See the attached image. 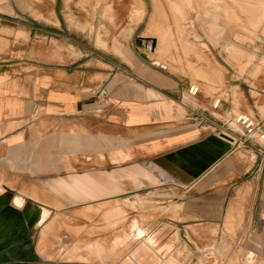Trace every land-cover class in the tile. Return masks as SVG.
I'll return each mask as SVG.
<instances>
[{"label": "rangeland", "instance_id": "rangeland-1", "mask_svg": "<svg viewBox=\"0 0 264 264\" xmlns=\"http://www.w3.org/2000/svg\"><path fill=\"white\" fill-rule=\"evenodd\" d=\"M224 1L234 10L229 12V14L234 12L233 15L228 14L230 18L226 16L225 11L215 13L214 9L207 5L210 0H138V2L136 0H120V2L119 0L115 2L69 0L68 3L64 0L63 20L69 28L71 39L78 45L76 47L70 45L68 48L67 55L70 62L86 55L90 50H96L101 56H107L117 62L125 61L132 64L131 58L140 60L182 83L187 91L185 101L194 104L197 108L193 115L188 114L189 120L199 127H206L211 122L221 125L223 128H216L212 124L214 127L210 128L208 133L221 132L218 136H226L232 145L237 141L232 157L248 164V172L242 181L249 188L239 194L241 197L247 193L243 201L230 213L228 217L230 223L214 228L182 225L180 222H184L185 219L182 217V207L177 203L184 198V195L173 184L157 188V184H162L163 181L143 168L142 162L134 165L133 168L140 167L133 171L122 173L113 171L101 175L99 170L103 172L110 168L106 160L91 158V161H88L84 156L80 157L81 162H74L70 157L74 171H86L72 172L65 177L59 176L62 180L57 185L60 190L52 191L44 185V182L46 178L55 177L57 174L37 176L29 170L32 168L39 170L38 167L45 156L37 157L30 168L27 158H23L18 151H11L10 153L14 155L8 156L6 160L12 161V166L3 163L7 164L6 168L0 167L3 169L0 172H7L3 177L0 176V191L25 204L34 205L32 207L43 214L34 235L35 249L38 251L35 256L38 260L37 264H127L126 261L131 256L135 257L137 264L161 262L209 264L210 259L213 260L211 264H264L263 260L249 253L238 239L242 231L250 227L246 221L253 216L260 204H264V143L258 139L246 141L242 128L236 124V119L247 112L235 111L233 103L235 99L243 98L242 100L251 107L252 117L264 124V113L263 111L261 113L257 104L258 100L264 99V82L260 81L264 73V0H234L236 3L233 0ZM248 1H250V10L244 7ZM106 6L111 7L112 10L105 9ZM136 8L142 13L136 15ZM114 12L117 14L114 15ZM114 18L119 19L117 25H114L116 21ZM155 22L156 25L153 24ZM55 23L58 24L57 21ZM139 38L144 39L142 45L139 44ZM153 38L158 41L155 52L145 46L146 42ZM99 40L104 42L99 44ZM228 46L238 48L239 53L231 55L226 50ZM80 50L84 51L83 54ZM115 57L117 59H114ZM228 58L231 60L229 61ZM242 65L245 67H241ZM196 71L200 72V75ZM259 72L261 75H258ZM191 86L199 88L196 97L189 94ZM218 99L222 101L221 107L213 110L212 106ZM208 104L210 108L207 107ZM199 112L207 114V117L201 116ZM236 128L241 129L242 132L237 131ZM43 133L47 132L37 134ZM35 134L36 131L33 129L31 136ZM79 147L76 136L69 135L65 144L68 153H78ZM28 152L29 149L26 153L30 156ZM6 153L3 147L0 150V159L5 158ZM253 158H255L254 163L251 162ZM65 167L61 175H65ZM73 167L68 163L67 169ZM56 169L60 172L58 167ZM87 169L90 171L87 172ZM160 174L163 179L169 180L167 174L162 171ZM14 176L17 177L16 182L14 179L11 180ZM146 182L154 187L151 188ZM28 187H31V191ZM35 202L39 206H36ZM73 205L79 207H72ZM119 209L124 212L122 218L116 216ZM56 215L61 218L59 225L62 226L58 225L57 230L58 227L62 230L58 232L61 241L66 242L65 248L67 244L73 246L80 242L86 244L81 247L84 250L89 246H97L100 242L105 246L109 243L107 252L105 251L107 254L99 260L87 254L91 251H86L83 253L85 258H89L86 261H70L65 255L60 254V241L54 245V251H57L53 256L54 259H50L46 252L48 248L40 247V239L43 229L54 220ZM121 219L122 224L119 223ZM114 221H117L118 225ZM132 222H138L140 224L138 228L146 229L145 240L133 242L129 247L112 248L114 237L121 236L122 233V236H132ZM110 224L112 231H108L111 230ZM147 239H153L155 244L149 246Z\"/></svg>", "mask_w": 264, "mask_h": 264}, {"label": "crops", "instance_id": "crops-1", "mask_svg": "<svg viewBox=\"0 0 264 264\" xmlns=\"http://www.w3.org/2000/svg\"><path fill=\"white\" fill-rule=\"evenodd\" d=\"M0 4V150L7 151L1 160L16 150L31 168L37 157L45 156L53 168L29 170L37 176L57 174L46 179V186L59 176L86 171H74L70 157L74 162L84 156L106 160L110 168L99 170L101 175L128 172L142 162L163 181L157 188L173 184L184 195L177 203L182 225L214 228L230 223V213L247 194L239 196L249 188L242 181L249 166L232 157L237 141L232 145L226 136H218L221 132L208 133L223 126L211 122L199 127L187 118L197 108L185 101L181 82L140 60L117 62L96 50L70 62L68 48L78 45L63 20L64 0ZM71 134L80 146L76 154L65 148ZM68 163L73 168L67 169ZM246 224L250 227L239 242L264 261L263 203ZM126 262L137 264L134 256Z\"/></svg>", "mask_w": 264, "mask_h": 264}, {"label": "bare ground", "instance_id": "bare-ground-1", "mask_svg": "<svg viewBox=\"0 0 264 264\" xmlns=\"http://www.w3.org/2000/svg\"><path fill=\"white\" fill-rule=\"evenodd\" d=\"M55 1V0H54ZM66 3L69 2V0H65ZM115 2V0H113ZM123 1V0H122ZM138 2V0H136ZM140 1V0H139ZM234 1V0H233ZM247 1V0H246ZM101 2V1H100ZM110 2V1H109ZM113 2V3H114ZM118 2V1H117ZM120 2V0H119ZM135 2V1H134ZM157 2V1H156ZM235 2V1H234ZM207 3V2H206ZM236 3V2H235ZM240 3V1H239ZM34 4V3H33ZM109 4V3H108ZM118 6H119V3H117ZM155 4V3H154ZM241 4V3H240ZM239 4V5H240ZM243 4V3H242ZM252 4V3H251ZM1 5V4H0ZM3 5V4H2ZM111 5V4H110ZM206 5V4H205ZM208 6H210L212 9H214L215 13L216 11L217 12H221V11H225L227 14L226 16L229 14V12L233 9H231V5H228L225 3L224 0H210L209 4H207ZM250 1L246 2L244 4V7H246L247 9L250 10ZM254 6V4H252ZM68 6V5H67ZM133 5H131L132 7ZM162 6V5H161ZM234 6V5H233ZM243 6V5H242ZM97 7V5H96ZM114 7V6H113ZM117 7V6H116ZM120 7V6H119ZM125 7V6H124ZM142 7V6H141ZM163 7V6H162ZM207 7V6H206ZM110 9L111 7H107L105 9ZM120 8H123V7H120ZM135 8V7H134ZM86 9V8H85ZM137 9V8H136ZM136 9H133V10H136ZM139 9H142V8H139ZM88 10V9H87ZM95 10V9H94ZM112 9H110L111 11ZM118 10V9H116ZM3 11V10H2ZM85 11V10H84ZM119 11V10H118ZM117 11V12H118ZM124 11V9H123ZM141 10L138 11V9L135 11V14L136 15H139ZM143 11V9H142ZM234 11V10H233ZM231 12L230 14L233 15L234 12ZM117 12L114 14L116 15ZM129 12V10H128ZM209 12V10L207 11V13ZM41 12H39L40 14ZM52 13V12H51ZM90 13V12H89ZM109 13V12H108ZM118 13H121V12H118ZM132 13V12H131ZM263 13H264V10H263ZM42 14V13H41ZM45 14V13H44ZM106 14V12H105ZM113 14V13H112ZM125 14V12H124ZM156 14V13H155ZM229 14V15H230ZM46 15V14H45ZM88 15V14H87ZM122 15V14H121ZM228 15V17H229ZM41 16V15H39ZM43 16V15H42ZM108 17L110 15H107ZM130 16V15H128ZM143 16H144V13H143ZM155 16V15H154ZM45 17V16H44ZM105 17V15H104ZM107 17V19H109ZM113 17V15H112ZM89 18V17H88ZM118 18V17H117ZM128 18V17H126ZM141 18V17H140ZM230 18V17H229ZM47 19V18H46ZM71 19V18H70ZM115 19V18H114ZM129 19V18H128ZM143 19V17H142ZM141 19V20H142ZM112 20V19H111ZM116 21H114V25H117L116 23H118L117 20L119 19H115ZM55 21V19H54ZM122 21V20H121ZM124 21V20H123ZM133 21V20H132ZM73 23V19L71 21ZM104 22V21H103ZM129 22V21H128ZM139 22V21H137ZM136 22V23H137ZM87 23V22H86ZM90 23V22H89ZM113 23V22H112ZM134 23V22H133ZM121 24V23H120ZM156 25V22L153 23ZM160 24V23H159ZM88 25V24H87ZM139 25V24H138ZM122 26V25H121ZM160 26V25H158ZM117 27V26H116ZM120 27V26H119ZM124 27V25H123ZM125 28V27H124ZM158 29V28H157ZM126 30V28L124 29ZM242 30V29H241ZM249 31V30H248ZM159 32V31H157ZM156 32V33H157ZM252 32V31H251ZM150 33V32H149ZM155 33V32H154ZM160 33V32H159ZM167 34V33H166ZM253 34V33H252ZM161 35V34H160ZM168 35V34H167ZM248 35V34H247ZM170 38V37H169ZM149 39V38H148ZM154 39V38H153ZM160 40V39H159ZM239 41V40H238ZM104 42V41H103ZM101 40L98 41L99 44H102L103 43ZM158 42V41H157ZM168 43V42H167ZM252 43V42H251ZM184 44V43H183ZM188 44V43H186ZM185 44V45H186ZM170 45V44H169ZM190 45V44H188ZM147 46H148V49H150V46H151V41H149L147 43ZM232 46V45H231ZM171 47V46H170ZM169 47V48H170ZM234 47V46H233ZM236 47V46H235ZM164 48V47H163ZM167 48V47H166ZM188 48V46H187ZM193 48V47H192ZM168 49V48H167ZM184 49V48H183ZM238 48L234 49V48H231L230 46L227 47V51L231 54V55H236L237 53H239V51L237 50ZM188 50V49H187ZM156 51V50H155ZM245 51V50H244ZM203 52V51H202ZM227 52V53H228ZM188 54V53H187ZM193 54V53H192ZM229 54V55H230ZM150 57V56H149ZM203 57V56H202ZM206 57V56H205ZM173 58V57H172ZM208 59V58H206ZM227 59V58H226ZM229 60V58H228ZM231 60V59H230ZM229 60V61H230ZM249 64V63H248ZM243 67V65L241 66ZM245 67V66H244ZM243 67V68H244ZM214 68V67H213ZM217 68V67H216ZM200 71V70H198ZM196 71V73L198 75H200V72ZM209 73V72H208ZM260 74V72L258 73V75ZM202 75V74H201ZM261 75V74H260ZM264 73L262 74V80L260 81H263L264 82ZM199 77V76H198ZM258 77V76H257ZM260 77V76H259ZM253 81V80H252ZM262 82V83H263ZM254 83V82H252ZM205 85V84H204ZM255 85H256V82H255ZM254 85V86H255ZM260 85V84H259ZM206 86V85H205ZM253 86V85H252ZM132 88V87H131ZM136 88V87H135ZM130 90V89H129ZM131 91V90H130ZM228 95V94H227ZM152 96V95H151ZM221 97V96H220ZM224 97V96H223ZM231 97V96H230ZM237 97V96H236ZM234 97V98H236ZM242 97V95H241ZM233 98V99H234ZM239 98H240V95H239ZM238 98V99H239ZM245 98V97H244ZM261 97H259L260 99ZM263 98V97H262ZM243 99V98H242ZM241 98L240 100H237L235 99L233 102L234 105H235V108L236 109L235 111L237 110H245L247 113L246 114H250L252 116L253 112L251 110V107L247 104V102L245 103V101H243ZM259 102V103H258ZM257 104H258V107L262 113H264V99L261 101L258 100ZM244 107V108H243ZM243 108V109H241ZM233 109V111H234ZM241 112V111H240ZM239 113V111H238ZM237 114V113H236ZM263 116V115H262ZM232 117V116H231ZM234 125V124H233ZM235 126V125H234ZM203 130V129H202ZM237 131H241V129L239 128H236ZM242 132V131H241ZM123 136V135H122ZM10 149H12L11 146H9ZM12 152H14L13 150H10ZM16 151V150H15ZM14 154L13 153H10L9 154V157H12ZM130 155V154H129ZM114 156V154H113ZM100 157V156H99ZM102 158H104L103 155H101ZM1 158V157H0ZM101 158V159H102ZM88 160V158H87ZM90 160V159H89ZM48 161V160H47ZM0 167H5V165L7 164H3V163H8L10 166H12V161L10 162L9 160H1L0 159ZM106 162V161H104ZM117 162V161H116ZM118 163V162H117ZM4 165V166H3ZM141 165V164H140ZM55 166V165H54ZM53 163L52 164H49V162H46L45 161V157L43 158V160L41 161L40 163V166L38 167V169L40 170H44V169H47L49 167L53 168ZM121 166V165H120ZM127 167V166H126ZM140 166L136 167V168H139ZM6 168V167H5ZM8 168V167H7ZM11 168V167H10ZM116 168V167H114ZM136 168H133V169H129V171H133L134 169ZM118 169V168H117ZM0 170H3V169H0ZM6 171V170H4ZM7 173V172H6ZM5 172L1 171L0 172V176L3 177V175L6 174ZM20 177V176H19ZM17 180V177L15 178H12L11 180ZM47 179V178H46ZM21 180V179H19ZM22 180H25V179H22ZM51 181V180H50ZM27 182V181H26ZM29 182V181H28ZM60 182H62V180L57 177L56 179H54L53 181H51V183H48L46 182L47 186H49V188L52 190V191H55L56 189L57 190H60V188H58V184H60ZM14 183V181L12 182ZM31 183V182H30ZM107 183V182H106ZM17 184V183H16ZM19 184V183H18ZM22 184V183H21ZM33 183H31L32 185ZM29 186V185H28ZM33 186V185H32ZM29 188V187H28ZM31 188V187H30ZM29 188V189H30ZM28 189V190H29ZM41 189H42V186H41ZM27 190V191H28ZM35 190H37L35 188ZM56 190V191H57ZM21 191V190H20ZM31 191V189H30ZM44 191V190H42ZM50 194V192H49ZM48 194V195H49ZM53 194V193H52ZM54 195V194H53ZM126 198V197H125ZM125 198H123V200L125 201ZM50 200V199H49ZM87 206V205H85ZM59 207V206H57ZM62 208V206H60ZM59 207V208H60ZM72 207H79V206H76V205H73ZM89 207V206H88ZM91 208L93 206H90ZM62 213V212H61ZM60 213V214H61ZM123 211H121L120 209L118 210V213H117V217L119 218H122L123 217ZM42 217H43V214L38 212V210L35 208V207H32L28 204H23L21 202L18 201L17 198L15 197H10L9 195H7L5 192H3L2 190L0 191V264H37L38 263V260L37 258L35 257V253H38L37 249H35V241H34V235H35V232L37 231V228H38V225L39 223L41 222L42 220ZM61 218L58 217V215H56V217H54V220L49 223L42 231V234H41V239H40V247L43 248V249H47L46 252L49 254L48 256L50 257V259L53 258V256L56 254L57 251H54V245L55 243H59L61 241L60 239V230H59V227L62 226V225H59L60 223V220ZM118 220V219H116ZM62 222V220H61ZM115 223L117 221H114ZM113 222V224H115ZM125 222V221H124ZM123 222V223H124ZM122 224V219L120 220V222ZM62 224V223H61ZM117 224V223H116ZM59 225L58 227V230H57V226ZM118 225V224H117ZM138 225H140L138 222H132V225H131V235L132 236H129V235H122L121 236H117V237H114L115 239H113L112 243H111V246L112 248H118L120 246H127L129 247L131 244H133V242H137V241H143L145 240L146 238V229L144 228H138ZM65 227V225H64ZM113 227H116L113 225ZM112 227V228H113ZM117 228V227H116ZM120 228V227H119ZM110 229H111V224H110ZM62 231V230H61ZM108 231H112L111 230H108ZM59 233V234H58ZM62 233V232H61ZM121 233V232H120ZM126 233V231H125ZM115 235V234H114ZM76 236V235H74ZM77 237V236H76ZM60 239V240H59ZM112 239V238H111ZM131 240L130 242L128 240ZM147 244L149 242V246H153L155 244L154 240L153 239H147ZM78 241H81L78 239ZM83 241V240H82ZM128 241V242H127ZM104 242V241H103ZM109 242V241H108ZM111 242V241H110ZM126 242V243H125ZM140 242V243H141ZM146 244V242H144ZM66 242H64V240H62L60 242V254L62 255H65V257H67V260H70V261H86V259H89L88 257L85 258L83 256V253L84 252H88V251H91L90 253L88 252L87 254L92 256V257H96V258H99V260H101V258H103L104 254H107L105 253V251L107 252V246L109 245V243H107L108 245L105 246L102 242H100L97 246L94 245V246H89L87 247L85 250L81 247L83 245H86L84 242H80L78 244H74L73 246L72 245H69L67 244V248H65ZM68 248H70L68 250ZM153 248V247H152ZM43 251V250H42ZM110 251V250H109ZM212 252V251H210ZM214 255V254H213ZM212 255V256H213ZM206 256V255H205ZM214 257V256H213ZM54 259V258H53ZM109 259H110V256H109ZM220 260V259H219ZM206 262V261H205ZM209 264L213 263V260L210 259L208 261ZM215 264V263H214Z\"/></svg>", "mask_w": 264, "mask_h": 264}, {"label": "built area", "instance_id": "built-area-1", "mask_svg": "<svg viewBox=\"0 0 264 264\" xmlns=\"http://www.w3.org/2000/svg\"><path fill=\"white\" fill-rule=\"evenodd\" d=\"M189 94L192 97H196L199 94V88L196 86H191ZM221 104L222 101L220 99L216 100L212 106V109L218 110L221 107ZM236 124L242 128L244 138L247 142L258 139L261 143H264V124L262 122L257 121L250 115L242 114L237 117Z\"/></svg>", "mask_w": 264, "mask_h": 264}, {"label": "water", "instance_id": "water-1", "mask_svg": "<svg viewBox=\"0 0 264 264\" xmlns=\"http://www.w3.org/2000/svg\"><path fill=\"white\" fill-rule=\"evenodd\" d=\"M143 40H144L143 38H139V44L140 45H142ZM150 41H151V46H150V49L149 50L152 51V52H155L156 47H157V41L155 39H151ZM148 42H146V45H145L147 49H148V46H147V43ZM223 137H225V136H223ZM226 139H228V138H226Z\"/></svg>", "mask_w": 264, "mask_h": 264}, {"label": "flooded vegetation", "instance_id": "flooded-vegetation-1", "mask_svg": "<svg viewBox=\"0 0 264 264\" xmlns=\"http://www.w3.org/2000/svg\"><path fill=\"white\" fill-rule=\"evenodd\" d=\"M19 202H21V203H23V204H25L23 201H21V200H18ZM35 256H36V253H35Z\"/></svg>", "mask_w": 264, "mask_h": 264}]
</instances>
